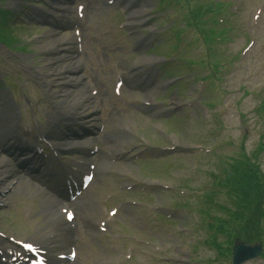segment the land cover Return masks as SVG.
<instances>
[{
    "label": "rangeland",
    "instance_id": "obj_1",
    "mask_svg": "<svg viewBox=\"0 0 264 264\" xmlns=\"http://www.w3.org/2000/svg\"><path fill=\"white\" fill-rule=\"evenodd\" d=\"M145 1L143 0V2ZM97 2V0H88V4L91 6L88 7L91 10L87 14V20L91 23L103 21L104 24L107 21L108 12L105 10L102 13ZM146 3V14H153L155 16L162 14L163 16L161 21L154 20L150 26H153V24L155 27L166 25L169 21V15L173 17L172 21L176 20V23H179L183 19L182 4L177 5L175 2H171L167 5V1H164L162 6L156 7L155 3H157V0H147ZM98 12L102 13L103 16ZM119 19L117 18V23ZM229 20L230 22L219 26L220 29L224 28L227 32L225 31L220 38L212 42L210 57H206L205 47L208 44L205 46L199 41V35L195 36L192 31H187L181 26L178 27L181 30L179 34L176 29L167 31L163 36L162 47L153 52L158 56H174L173 52L176 51L174 50V46L179 44L177 60L175 61L176 67L170 76L185 75V77H188L189 72L192 75L200 73L201 79L189 77L186 80L187 84L178 87V89H170L166 92L162 91L161 97H157L158 93L148 95L152 100L160 99L174 102H178L180 98H190L193 102L187 104L189 112L182 114L179 111L174 119L157 122L151 117L143 118L138 116L128 109L116 111L109 117L105 134L111 135L119 131L129 136L134 135L135 138L131 139L132 146L130 148L132 150L150 148L152 143L157 146L158 144L164 146L165 143L158 137L160 127L173 137L174 141L172 142L176 146L199 145L215 147L218 141L229 139L236 144L241 135L235 109L238 95L233 94L231 91L237 90L240 86H244L247 90H250L264 83V0H244L241 13L230 17ZM242 23L254 29L252 33L256 40V46L247 53L241 52L247 43V37L244 36L245 27ZM15 24L3 22L1 26V29H3L2 36L9 40L12 49L18 52H15L18 54V57L2 59L3 55L10 52L5 51V54H0V75L24 77L29 81L30 76L27 67L43 68L45 70L47 65L46 59L52 57L50 56L53 52V45L50 43L52 40L46 37L48 32L45 29H27L19 25L15 26ZM226 34H229L227 39L225 38ZM92 44L95 46L97 44L101 45L100 42ZM97 47V50H99L102 46L98 45ZM232 57L233 59L237 57V59L230 60ZM136 59L134 58L132 62L127 63L119 62L120 59L115 54L114 64L117 69L122 70L134 64L137 61ZM211 60L224 63L221 73L217 77H210V69H204L198 65ZM100 63L105 68L108 67L111 70L112 64H109L105 59H102ZM55 69V67H52L53 72ZM87 75L88 80L89 72ZM55 78V75L48 77L50 83L54 86L56 85ZM82 83L84 94L86 95L87 86L86 83ZM262 87L264 88V85ZM56 89V87H52L51 91ZM202 89H205L206 93L210 92L203 100L212 103L211 106H197L198 101L195 99L204 97L200 92ZM30 91L34 94L33 88H30ZM43 93V89L38 88V94L34 99L37 103L43 102L42 109H45L48 105ZM149 97L148 99H150ZM143 98H147V96ZM259 100L260 98L257 99V101ZM257 101L252 104L245 100L241 105V111H248ZM95 102H99V99H95ZM263 120L264 115H256L248 120L247 125L252 129L249 131L247 151H251L253 148L257 140L256 136H253L257 131H254L262 126ZM121 128H127V130L120 131ZM100 140V149L106 153V149L103 148ZM107 149L114 151L112 147ZM222 154L230 156L233 152L224 149ZM261 164V170L263 169L264 173V157H261ZM211 168L212 162L209 157L196 156V154L190 157L173 156L164 160L143 163H122L117 161L116 158L104 162L103 158L101 165L97 169L99 176L95 179L94 183L99 184L104 182L105 187L109 188L112 192L115 189L114 186H117L118 189L123 188L122 190L125 191H129L132 188L135 190L132 195L129 194L126 202L123 203V211L120 214V218L122 217L121 222L117 232L114 234L117 244L116 252L114 254L112 246L110 250H105L108 255L107 258H111L108 260L109 264H167L169 260H174V264L188 261H191V264L194 262L200 264L201 261L205 262L203 264H208L206 261H210L213 258L212 250L207 248L204 243L205 231L199 233V229L195 227L197 222L200 221V216L194 210L199 207L198 202L201 201L200 193L211 189L209 184L210 179L206 172V169ZM106 171L109 173L106 174ZM151 181H157L163 185L180 186L185 191H189V194L180 197L171 192L163 193L160 191L158 193L155 187H149ZM246 181L248 188L255 183V179L250 176L246 177ZM143 184L148 187H144ZM93 190L95 191L94 188ZM142 190H144L143 192L148 190L147 192L150 195L142 194ZM22 194L11 195L9 198L11 200L8 201V208L4 209V214L3 212L0 214V229H8L15 236L20 231L22 234L28 232L29 228V225L24 224L14 214L20 205H23L24 211L32 218L33 224H30V226L36 225L43 228L47 222L41 220L44 212H37L40 208L48 210L46 205L40 202L37 203L34 200L27 201L30 193L23 192ZM92 195H90L92 199L97 200V197H93ZM247 195L249 196V192H247ZM177 202L181 204L186 203L188 208L178 209L176 207ZM159 203L161 204L159 205ZM91 205L95 211L92 210L86 214L83 212V209H77V216L83 220H87L89 223L96 222L98 219L103 220L106 217L105 211H101L97 203L91 202ZM114 205L121 206L119 201H116ZM161 207L172 209L175 217L172 216L173 218L171 219H164L153 213L155 208ZM117 218L119 220V215ZM52 221L56 222L54 219ZM182 221H185V223ZM182 223L184 224L182 229L185 230V233L177 232L181 228L180 225ZM36 231L39 233V230ZM180 232H183V230L180 229ZM86 233L88 235L85 236L84 244L78 247L79 255L76 264H86V261L93 253L101 255L104 249V244L101 243L102 239L94 230H88ZM225 237V234H220L218 241L226 245L227 239ZM107 258L104 257V259ZM219 261V264H226L224 259H219ZM89 264L93 263L90 262ZM246 264H264V262L257 260Z\"/></svg>",
    "mask_w": 264,
    "mask_h": 264
},
{
    "label": "bare ground",
    "instance_id": "obj_2",
    "mask_svg": "<svg viewBox=\"0 0 264 264\" xmlns=\"http://www.w3.org/2000/svg\"><path fill=\"white\" fill-rule=\"evenodd\" d=\"M147 6V3H145V5L140 9L139 13H144L145 8ZM52 41H50V43L53 46H56V48L59 46V39L58 37H51L50 38ZM57 52V50H56ZM59 55H52L51 58L46 59L47 60V65L45 67V70L42 69H38L40 71V80L43 81L45 80V77L47 78L48 76H52L55 75V81H56V86L60 87L57 88L56 90H53V92L51 93V96H54L58 99L59 103L63 106H69V105H74L75 101H79L81 99H83V90L81 88V86L79 85V87L75 90H64V85L66 83H79L80 81V77L79 76H67L68 72H72L73 68H72V61L70 59V57L68 56H61V52H58ZM151 60H143L142 62H150ZM75 63H73L74 65ZM52 67H55V71L53 72ZM44 83V81H43ZM46 86L50 85L49 81L46 80V83H44ZM59 89V90H58ZM72 99V101L74 103H70V100ZM78 99V100H77ZM12 124L13 121L10 117V115L6 114V113H1L0 111V138H4L5 134H7L6 132H9L12 128ZM130 140V138L121 133V132H117L115 134H111L109 136H106L105 138L102 139V143L105 144V148H114V151H117L119 148H121V146H123L124 143L128 142ZM21 187L20 184H18L13 191H19V188ZM5 188H7V185H2L0 182V190H4ZM23 192V191H22Z\"/></svg>",
    "mask_w": 264,
    "mask_h": 264
}]
</instances>
